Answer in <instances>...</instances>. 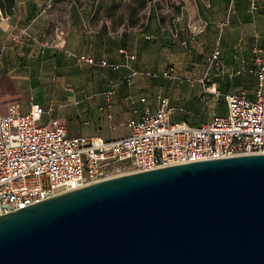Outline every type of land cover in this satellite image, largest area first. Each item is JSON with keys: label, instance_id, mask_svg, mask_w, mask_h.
<instances>
[{"label": "water", "instance_id": "95a60500", "mask_svg": "<svg viewBox=\"0 0 264 264\" xmlns=\"http://www.w3.org/2000/svg\"><path fill=\"white\" fill-rule=\"evenodd\" d=\"M0 264H264V154L124 174L2 215Z\"/></svg>", "mask_w": 264, "mask_h": 264}, {"label": "built area", "instance_id": "2783aa9c", "mask_svg": "<svg viewBox=\"0 0 264 264\" xmlns=\"http://www.w3.org/2000/svg\"><path fill=\"white\" fill-rule=\"evenodd\" d=\"M258 8V0H250V11L255 13ZM6 19L0 12V21ZM55 33L54 40L44 48L64 50V33ZM119 52L124 58L121 65L86 54L70 55L78 64L111 70L124 67L127 84L141 75L175 78L173 66L155 73L141 72L132 65L134 54L125 49ZM220 57L221 50L216 46L208 59L209 68L221 69ZM248 67L255 79V99H249L244 90L224 94L226 114L192 126L173 121L174 112H183V108L173 107L168 97H159L157 108L145 105L140 118L128 122L130 134L117 140L72 137L66 124L58 120L42 124L44 111L39 104L33 103L27 113L21 112L17 102L10 103L6 113L0 108V216L124 174L264 154V52L258 45L252 49ZM241 72L244 68H239L237 74ZM200 82L205 92L219 94L214 84H208L207 75ZM113 94L112 86L106 99Z\"/></svg>", "mask_w": 264, "mask_h": 264}, {"label": "crops", "instance_id": "0c3cea01", "mask_svg": "<svg viewBox=\"0 0 264 264\" xmlns=\"http://www.w3.org/2000/svg\"><path fill=\"white\" fill-rule=\"evenodd\" d=\"M198 1L199 6L196 3L195 9L190 11V14L198 16L200 23L199 31L196 32L201 34L198 38L200 42L195 43L208 47L206 54H209V57L212 50L219 46L221 70L224 68L223 61L227 64L232 62L236 42L243 43L244 51L250 46L253 49L258 45L264 52L260 33L256 31L261 27L260 22L264 23V14L255 17V13L250 11V0H234V3L233 0ZM258 6L260 7L259 0ZM92 7V0H15L7 19L0 21V82L5 78L10 87L6 91H2L0 87V108L3 113H6L8 105L12 102L20 104L22 113L29 112L33 103L39 104L44 111L42 124L49 125L53 120H58L66 124L67 129L69 128L68 134L72 137H100L104 140H117L128 136V122L139 119L145 105L152 109L157 108L159 95L168 96L170 104L175 108L176 104L179 108L185 106L183 112H174L172 120L175 122L183 121L198 126L209 121L214 115L226 114L225 100L218 106L217 114L211 113L201 102L210 95L218 96L205 92L200 82L207 75L208 84L212 83L209 66L198 81L201 90L197 89L198 84L188 88L185 83L181 93L160 87L159 77L141 75L135 77L131 84H127V70L124 67L111 70L76 63L70 55L72 52L104 59L93 56L91 49L83 48V42L79 40L88 38L83 34V28L93 17ZM188 15L186 6L181 7V16L179 15L177 20L188 18ZM161 26L159 25V33L164 31ZM56 30L64 33V50L44 48L43 45L48 46L54 40ZM15 37L18 39L14 40ZM119 50L117 60H104L110 64H123L124 58ZM136 62L137 57L132 65L141 72L155 73L166 69H140ZM245 65L249 66L244 57H241L235 67L244 68ZM82 67L110 72L112 76L109 79H97L93 75V78L83 79L79 77L78 69ZM120 71L123 72L121 81L115 78ZM224 85L222 96L244 90L249 99H255L252 93V89L256 88L254 77L242 85L238 78L231 82L225 80ZM32 86H39V89L36 92L25 89ZM112 86L114 94L107 100L105 94ZM213 96H210L211 99ZM141 99H145V102H141ZM182 117H185V120Z\"/></svg>", "mask_w": 264, "mask_h": 264}, {"label": "rangeland", "instance_id": "374dc122", "mask_svg": "<svg viewBox=\"0 0 264 264\" xmlns=\"http://www.w3.org/2000/svg\"><path fill=\"white\" fill-rule=\"evenodd\" d=\"M92 1L93 17L83 28L85 30L83 34L88 38L79 39L83 42V48L86 50L90 48L93 52V54H89L97 58L114 61L119 58L118 50L125 49L137 57L136 66L140 69L150 68L157 71L169 66L174 67L176 71L175 78L162 79L159 77L160 87L182 93L184 91L182 86L187 83L186 87L193 88L195 84H198L197 89L201 90L198 81L207 72L209 54H206L208 47L205 48L204 45L195 43L200 42L198 38L201 34L196 33L200 23L198 16L190 14V11L195 9L196 3L199 6L198 0H145L143 8L140 7L141 0ZM259 4L260 7L255 12V17L264 14V0H259ZM185 6L188 9L189 17L177 20L178 16H181V7ZM151 13L154 17H149ZM159 25L164 28L162 33H159L161 31ZM260 26V29L256 31L260 33L263 42L261 47L264 50V23L262 21ZM147 35H150L151 38L146 39L145 36ZM202 40L203 38H201ZM183 42L186 43L183 44ZM234 46L231 63L227 64L223 61V70L215 67L209 68L211 82L215 83L219 94L218 96L210 95L214 98L211 99L209 96L201 102L206 106V109L211 110V113L214 114H217L218 106L224 102V97L221 94L224 92L225 80L231 82V80L238 78L241 80L242 85L247 83L248 79H253L252 74L249 73V67L245 65L244 72L239 74H237L239 68L235 67L241 57H244L245 63L250 65L252 47L250 46L248 50L244 51L242 42H236ZM78 69L80 72L79 77L83 79L93 78V75L97 79H109L112 76L110 72L96 68L82 67ZM122 74V71L118 72L115 78L121 81ZM193 79L196 81H193ZM0 87L2 91L10 89L7 79H1ZM25 89L36 92L39 86L26 87ZM252 90V93L255 94V89ZM163 96L168 97L159 95V97ZM176 108H179L177 104ZM183 109H186L185 106H183ZM182 119L185 120V117H182ZM122 121L125 120L122 119ZM73 129H75V126H73Z\"/></svg>", "mask_w": 264, "mask_h": 264}, {"label": "trees", "instance_id": "16d2710c", "mask_svg": "<svg viewBox=\"0 0 264 264\" xmlns=\"http://www.w3.org/2000/svg\"><path fill=\"white\" fill-rule=\"evenodd\" d=\"M15 0H0V12L3 16H8L13 7H14ZM145 6V0H141V8ZM149 17H154V15L151 13Z\"/></svg>", "mask_w": 264, "mask_h": 264}]
</instances>
